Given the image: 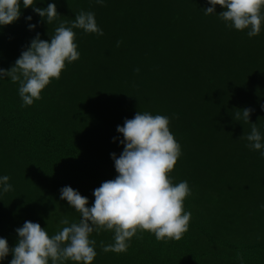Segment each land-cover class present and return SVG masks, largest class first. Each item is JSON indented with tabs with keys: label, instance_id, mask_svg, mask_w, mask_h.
I'll return each mask as SVG.
<instances>
[{
	"label": "trees",
	"instance_id": "16d2710c",
	"mask_svg": "<svg viewBox=\"0 0 264 264\" xmlns=\"http://www.w3.org/2000/svg\"><path fill=\"white\" fill-rule=\"evenodd\" d=\"M49 3L59 14L51 24L21 7L17 21L0 26V68L10 69L37 33L50 41L81 11L95 14L103 35L73 29L79 59L66 62L31 106H21L18 82L0 79V176L12 186L0 189V238L11 249L25 221L50 237L62 219L78 222L60 189L77 190L91 207L94 189L117 175L110 154L118 158L124 146L116 128L138 111L169 117L181 146L169 178L190 188L188 230L161 241L138 231L122 253L102 250L113 232L94 231L92 264H264V158L244 138L255 124L264 143V22L250 38L248 29L226 26L219 5L205 15L207 0H36L35 7ZM246 108L249 123L236 120Z\"/></svg>",
	"mask_w": 264,
	"mask_h": 264
},
{
	"label": "clouds",
	"instance_id": "9594fccd",
	"mask_svg": "<svg viewBox=\"0 0 264 264\" xmlns=\"http://www.w3.org/2000/svg\"><path fill=\"white\" fill-rule=\"evenodd\" d=\"M36 0H0V26L14 23L20 18L21 7H32L43 21L51 24L59 15L55 3L46 8L35 7ZM103 4L104 0H96ZM210 5L205 15L215 14L216 6L224 9L218 16L227 27L239 31L248 29L247 35L260 34L264 22V0H207ZM26 19L31 20V16ZM35 25H29L34 29ZM73 29H82L86 34L102 36L103 31L95 21L93 12L81 11L70 27L62 22L49 40L40 39L39 33L22 51L15 64L8 70L0 68V79L9 77L19 83V96L23 106H31L41 99L42 90L53 79H59L66 62L79 59ZM120 42H117L119 46ZM136 71H139L137 69ZM252 109L237 111L235 119L249 123ZM169 117L136 112L134 118L126 119L116 131L122 134L123 151L114 160L116 177L103 182L94 189V202L88 207V198L70 186L60 189V199L79 214L78 222L68 218L51 237L39 223L25 221L17 228V243L11 249L5 238H0V261L10 253V264H92L95 256V240L89 239L94 231L114 233V243L101 247L104 252L122 253L129 247L128 241L140 232L154 234L156 240H180L188 230L190 212L184 211V200L190 195L187 181L173 184L169 173L181 155V146L169 129ZM247 147L260 151L264 158V143L255 124L244 137ZM115 139V138H114ZM9 176H0V189L11 190Z\"/></svg>",
	"mask_w": 264,
	"mask_h": 264
}]
</instances>
